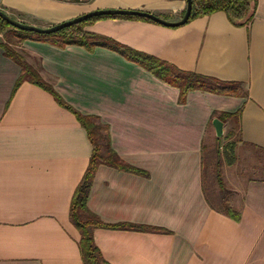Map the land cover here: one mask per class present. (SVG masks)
<instances>
[{"label":"crops","instance_id":"obj_1","mask_svg":"<svg viewBox=\"0 0 264 264\" xmlns=\"http://www.w3.org/2000/svg\"><path fill=\"white\" fill-rule=\"evenodd\" d=\"M0 7L23 24L49 28L111 9L144 11L177 22L187 2L0 0ZM86 30L181 72L235 83L240 95L193 91L180 103L177 88L117 51L26 39L18 49L53 89L48 92L19 82L21 68L5 56L2 33L0 264H84L70 206L93 147L76 112L108 125L113 150L146 173L100 166L89 210L106 224L167 231L95 230V244L106 262L264 264V177L241 179L238 171L230 180L239 195L231 207L240 221L212 208L204 185V147L215 136L213 121L220 114L239 112L237 121L219 119L224 132L236 123L237 151L264 154V0H258L249 28L232 24L219 12L178 28L105 19ZM229 133L234 136V129ZM238 161L236 170L246 167Z\"/></svg>","mask_w":264,"mask_h":264},{"label":"trees","instance_id":"obj_2","mask_svg":"<svg viewBox=\"0 0 264 264\" xmlns=\"http://www.w3.org/2000/svg\"><path fill=\"white\" fill-rule=\"evenodd\" d=\"M192 3V13L188 23L198 18L223 12L226 14L232 24L247 28L250 27L252 21L254 20L258 8V0H192ZM105 19H131L154 23L148 19L139 17L102 16L91 18L83 23L73 25L55 34L39 35L36 33L19 31L0 19V32H4V30L7 28L10 30V32L5 33L6 38L4 35L5 43L2 44V48L4 49L5 56L12 59L20 66L21 77L19 82L29 81L42 87L48 92H53V89L43 81L38 71L26 61L24 56L13 49V45L20 47L22 42H24L26 39H32L34 41L48 42L59 47L80 46L89 50H92L95 47H105L117 51L129 61L143 66L147 71L153 73L163 82L174 88H177L180 91V103H184L188 93L193 91H202L225 96L240 95V87L235 83L219 81L217 79L196 73L181 72L152 56L128 49L109 38L88 32L86 30L88 26ZM6 39L8 41H6ZM56 99H58L60 105L68 107L67 105H64L63 101H61L59 97ZM76 115L82 127L87 131L88 137L93 147V152L88 169L72 197L70 206V220L81 235L79 249L83 263L109 264L104 260L100 250L95 244V230L107 229L115 231H150L156 233H167V231L161 228H152L130 223L106 224L102 222L97 215L89 210L87 205L88 198L95 175L100 166H107L122 172H128L137 175H145L146 173L126 164V162H124L113 150L111 146L108 125L101 123L100 119L96 116H84L77 112ZM239 116V112L234 114L223 113L220 114L218 118L222 122H226L229 119H235L237 121L239 120ZM232 137L233 134L229 133L225 135L223 139L216 138L218 145L216 153L218 156L223 154L225 162L229 166L236 164L237 157L235 150L239 142L238 140L233 141ZM224 140L226 141L225 144L222 143ZM219 150H221V153ZM219 169L220 166L218 164L215 167L216 179L220 190L224 192L223 178L219 172ZM207 199L212 208L214 207V209L220 211L234 221H240V214L230 206L229 201H227L225 197H221V202L223 205L221 209L216 208L209 198Z\"/></svg>","mask_w":264,"mask_h":264},{"label":"rangeland","instance_id":"obj_3","mask_svg":"<svg viewBox=\"0 0 264 264\" xmlns=\"http://www.w3.org/2000/svg\"><path fill=\"white\" fill-rule=\"evenodd\" d=\"M1 10V9H0ZM72 20V19H71ZM9 29H5L2 33H7ZM6 38V34H5ZM6 41H8L6 39ZM13 49L16 52H19L21 55L24 54L20 49H18L17 46L13 45ZM230 129H234V136L232 137L233 141L238 140V133H237V125L236 123L232 124L227 132ZM227 132H224V135L222 139L227 135ZM216 134L215 136L212 135V142H210V139L207 138L205 147H204V185L206 189L207 196L209 200L212 202V204L216 208H222V202L221 197H225L227 201H229L230 206L233 207V199L237 198L239 200V195L235 193V190L230 184V180H233L235 176L237 175V172L240 174V178H263L264 177V154L259 153L258 151H251L252 154L248 155V152H244V149L236 150V156L237 160H239L240 165H246L245 168L237 167L236 165L229 166L224 159L223 154L216 153L218 145L216 142ZM225 140L222 141L223 144H225ZM222 144V145H223ZM221 153V150H219ZM223 153V151H222ZM237 162V161H236ZM220 166L219 172L223 178L224 183V189L222 192L219 188L217 179H216V173H215V167L216 165ZM257 167V168H254Z\"/></svg>","mask_w":264,"mask_h":264},{"label":"water","instance_id":"obj_4","mask_svg":"<svg viewBox=\"0 0 264 264\" xmlns=\"http://www.w3.org/2000/svg\"><path fill=\"white\" fill-rule=\"evenodd\" d=\"M187 1V8L186 12L183 16V18L180 21L177 22H169L167 20H164L154 14L144 12V11H136V10H125V9H111V10H97L93 11L87 14H84L82 16L76 17L72 20L60 23L58 25L49 27V28H39L27 24H23L13 18H11L8 14H6L4 11L0 10V19L8 23L11 27L23 31V32H29V33H36L39 35H51L58 33L66 28H69L73 25H78L80 23H83L91 18L95 17H102V16H121V17H139V18H145L148 19L154 23H157L159 25L170 27V28H178L181 26H184L188 23L191 13H192V7L193 3L192 0H186ZM213 127L215 130L216 137L218 139H222L224 135V124L219 120L215 119L213 121Z\"/></svg>","mask_w":264,"mask_h":264},{"label":"built area","instance_id":"obj_5","mask_svg":"<svg viewBox=\"0 0 264 264\" xmlns=\"http://www.w3.org/2000/svg\"><path fill=\"white\" fill-rule=\"evenodd\" d=\"M55 1L62 2V3H68V4H85V3H88L90 0H55Z\"/></svg>","mask_w":264,"mask_h":264}]
</instances>
